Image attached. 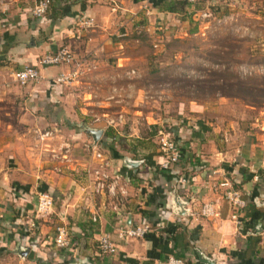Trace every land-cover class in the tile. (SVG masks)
<instances>
[{"label": "crops", "instance_id": "0c3cea01", "mask_svg": "<svg viewBox=\"0 0 264 264\" xmlns=\"http://www.w3.org/2000/svg\"><path fill=\"white\" fill-rule=\"evenodd\" d=\"M36 1L0 0V98L23 97L24 108L33 111L30 121L36 123L32 137L42 140L68 134L77 143L63 155L66 166L59 172L51 169L47 153L36 148L29 153L27 165L18 164L8 174L11 180L3 187L10 192H0V251L20 240L23 245L30 242L27 255L37 264H43L44 256L48 264L84 259L92 264H167L171 256L201 264L197 253L213 264H264L263 132L241 144L218 148L202 132L174 129L173 141L181 146V158L165 170L160 166L164 155L159 147L146 142L145 149L135 154L139 151L126 145L131 135L103 125V118L110 117L107 111L97 115L87 111L90 103L103 108L118 101L112 100L117 87L114 81L104 87L108 93L103 98L91 102L87 91L79 97L82 102L73 98V86L79 81L56 82L74 65L40 68L37 82L18 84V88L11 83L13 71L36 66L40 56L61 46L71 50L79 71L86 68L99 84L105 82L106 77L121 73L122 65L127 67L131 60L127 45L140 40L130 34L145 29V17L161 21L177 14L165 11L173 0H50L41 18L31 14ZM87 17H93V27L78 28L76 23ZM72 104L79 106V114ZM87 121L89 126L73 129L76 123ZM58 123L67 126L53 127ZM86 127L102 129L96 144L84 132ZM123 158L140 163L130 168ZM25 170L31 173L29 178ZM225 180L240 192L246 208H235L225 200L223 187L218 185ZM37 192H47L54 200L52 212L41 220L34 217ZM175 200L181 203V215L174 209ZM204 204L211 205L212 215L201 214ZM143 223L148 229L141 237L119 236L120 231ZM58 226L68 232V248L53 245ZM32 228L39 231L36 239L29 238ZM104 234L116 248L111 256L100 254L97 248Z\"/></svg>", "mask_w": 264, "mask_h": 264}, {"label": "rangeland", "instance_id": "374dc122", "mask_svg": "<svg viewBox=\"0 0 264 264\" xmlns=\"http://www.w3.org/2000/svg\"><path fill=\"white\" fill-rule=\"evenodd\" d=\"M188 3L177 6V14L172 18L157 22L145 17V29L130 34L140 40L128 43L131 60L127 67L121 66L124 68L121 73L112 74L99 84L93 72L82 68L73 80L79 81L73 86L77 102H82L79 97L85 91L90 94L88 102L103 98L108 93L104 87L111 80L115 82L112 100L118 101L103 108L90 103L87 111L91 115L107 111L111 118H103V125L131 135L127 142L126 139L122 142L132 149H145L146 142L159 147L158 131L174 140L172 133L178 128L187 134L202 132L218 148L241 144L256 132L264 133V0ZM11 83L18 88L14 81ZM96 83L103 89H95ZM4 98H0V192L5 194L10 192L9 187H3L4 182L8 186L11 180L8 174L18 164L27 165L29 153L36 148L47 153L51 169L59 172L66 166L63 155L71 146L75 147L77 139L68 134L45 136L42 140L32 137L30 132L36 123L30 121L33 111L24 108L23 97L17 94ZM119 104L123 108L115 106ZM78 107L72 104L76 113ZM105 119H113L115 123L108 125ZM88 123L78 122L73 129L81 130ZM61 126L67 124L53 127ZM90 144L89 137L85 142L87 150ZM24 173L27 178L31 176L27 170ZM38 233L37 229H30L29 238L36 239ZM41 241L40 238L37 244ZM29 243L23 245L19 240L4 247L0 251V264H37L28 255H20V250L28 248ZM38 251L33 252L39 254ZM63 254L66 255L62 262L68 253ZM41 260L43 264L49 263L46 256Z\"/></svg>", "mask_w": 264, "mask_h": 264}, {"label": "built area", "instance_id": "2783aa9c", "mask_svg": "<svg viewBox=\"0 0 264 264\" xmlns=\"http://www.w3.org/2000/svg\"><path fill=\"white\" fill-rule=\"evenodd\" d=\"M193 2L195 0H188ZM50 5V0H37L31 10L32 16L36 18H41L45 15ZM94 19L93 17H87L80 19L76 26L78 28L88 29L93 27ZM156 46V45H154ZM61 65H74L75 69L66 74H61L56 78V82H69L74 80L78 74L79 63L75 60V57L71 50L66 46H61L53 52H47L40 56L37 65H25L20 69L12 72V79L19 85H26L30 82H37L41 75L39 73L40 68H46L51 66H61ZM131 73H133L131 71ZM115 123L113 119L106 121V124L112 125ZM161 135L159 139V148L163 153L164 158L160 166L163 169H169L172 164H176L181 158V146L175 141L171 140L166 134L158 131ZM223 187V197L227 200L233 207L244 209L246 208V201L242 199L240 192L233 188L232 185L227 181H222L218 184ZM34 198V217L35 219H43L47 217L53 209L54 200L51 194L47 192H37L33 196ZM213 209L210 204H204L201 209V214L204 216L212 215ZM33 226V224H32ZM148 225L143 223L141 226H136L135 228H128L120 231V237H141L145 232H147ZM70 238L67 230L63 226H58L56 228V236L54 238V244L57 248L63 249L70 246ZM97 248L100 254L104 256H111L116 253L115 245L112 243L110 237L106 234L100 236L97 240ZM167 264H195V263H185L180 259L174 257H168Z\"/></svg>", "mask_w": 264, "mask_h": 264}, {"label": "water", "instance_id": "95a60500", "mask_svg": "<svg viewBox=\"0 0 264 264\" xmlns=\"http://www.w3.org/2000/svg\"><path fill=\"white\" fill-rule=\"evenodd\" d=\"M85 133L89 134L93 144H96L99 139L101 138L102 135V129L100 128H90V127H86L85 128ZM123 162L126 166L130 167V168H135L140 162L139 161H135V160H131L128 158H123ZM181 203L179 201H174V209L178 214H183L181 208H180ZM28 252V248L22 249L20 250V255L21 256H25L27 255ZM197 258L198 261L201 264H213L212 260H209V258H207L206 256H203L201 253H197ZM71 264H92L91 262H89L88 260L84 259V260H79L75 263H71Z\"/></svg>", "mask_w": 264, "mask_h": 264}, {"label": "trees", "instance_id": "16d2710c", "mask_svg": "<svg viewBox=\"0 0 264 264\" xmlns=\"http://www.w3.org/2000/svg\"><path fill=\"white\" fill-rule=\"evenodd\" d=\"M182 5H189L188 3V0H173L171 3H169L166 7H165V11L167 12H177L178 9H177V6H182ZM111 132H109V134L107 135H110ZM112 135V134H111Z\"/></svg>", "mask_w": 264, "mask_h": 264}]
</instances>
